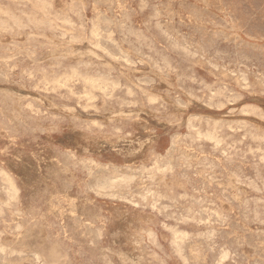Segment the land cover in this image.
Here are the masks:
<instances>
[{
  "label": "rangeland",
  "instance_id": "rangeland-1",
  "mask_svg": "<svg viewBox=\"0 0 264 264\" xmlns=\"http://www.w3.org/2000/svg\"><path fill=\"white\" fill-rule=\"evenodd\" d=\"M138 1L0 0V264H264V0Z\"/></svg>",
  "mask_w": 264,
  "mask_h": 264
},
{
  "label": "bare ground",
  "instance_id": "bare-ground-1",
  "mask_svg": "<svg viewBox=\"0 0 264 264\" xmlns=\"http://www.w3.org/2000/svg\"><path fill=\"white\" fill-rule=\"evenodd\" d=\"M32 1V0H31ZM140 1V0H139ZM138 1V2H139ZM157 1V0H156ZM15 2V1H14ZM161 2V1H160ZM187 3V2H186ZM206 3V2H205ZM111 4V3H110ZM140 4V3H139ZM47 5V4H46ZM51 5V4H50ZM148 5V4H147ZM172 5V4H171ZM52 6V5H51ZM119 6V5H118ZM142 6V5H141ZM38 7H39V5H38ZM45 7V6H44ZM43 7V8H44ZM122 7V6H121ZM124 7V6H123ZM137 7V6H136ZM144 7V6H143ZM146 7V6H145ZM153 8V7H152ZM173 8V7H172ZM186 8V7H185ZM189 8V7H188ZM143 9V8H142ZM164 9V8H163ZM197 9V8H196ZM48 10H49V8H48ZM90 10H91V8H90ZM193 10H195V9H193ZM82 11V10H81ZM120 11V10H119ZM129 11V10H128ZM133 11V10H132ZM152 11V10H151ZM2 12V11H1ZM98 12V11H97ZM123 12V11H122ZM5 13V12H4ZM82 13V12H81ZM133 13V12H132ZM154 13V12H153ZM153 13H152V15H153ZM173 13V12H172ZM209 13V12H208ZM83 14V13H82ZM129 14V13H128ZM21 15V14H20ZM142 15V14H141ZM211 15V14H210ZM97 16V15H96ZM174 16V15H173ZM27 17V16H26ZM30 17V16H29ZM191 17V16H190ZM8 18V17H7ZM23 18H24V16H23ZM100 18V17H99ZM136 18V17H135ZM199 18V17H198ZM128 19V18H127ZM10 21V20H9ZM59 21V20H58ZM96 21V20H95ZM98 21V20H97ZM204 21V20H203ZM3 22V21H2ZM133 22V21H132ZM131 22V23H132ZM127 23V22H126ZM182 23V22H181ZM188 23V22H187ZM214 23V22H213ZM2 24V23H1ZM0 24V25H1ZM33 24V23H32ZM45 24V23H44ZM121 24V23H120ZM123 24V23H122ZM125 24V23H124ZM148 24V23H147ZM183 24V23H182ZM4 25V24H3ZM60 25V24H59ZM127 25V24H126ZM129 25V24H128ZM152 25V24H151ZM17 26V25H16ZM94 26V25H93ZM122 26V25H121ZM133 26V25H132ZM131 26V27H132ZM183 26V25H182ZM213 26V25H212ZM46 27V26H45ZM49 27V26H48ZM126 27V26H125ZM124 27V28H125ZM2 28V27H1ZM67 28V27H66ZM94 28V27H93ZM184 28V27H183ZM187 28H188V26H187ZM239 28V27H238ZM20 29V28H19ZM22 29V28H21ZM26 29H28V28H26ZM68 29V28H67ZM97 29V28H96ZM128 29V28H127ZM25 30V29H24ZM35 30V29H34ZM49 30V29H48ZM92 30V29H91ZM122 30V29H121ZM238 30V29H237ZM29 32H30V30H28ZM97 31V30H96ZM111 31V30H110ZM152 31V30H151ZM187 31H188V29H187ZM215 31V30H214ZM218 31V30H217ZM98 32H99V29H98ZM130 32V31H129ZM161 32V31H160ZM163 32V31H162ZM3 33V32H2ZM125 34V33H124ZM123 34V35H124ZM178 34V33H177ZM8 35H9V33H8ZM57 35V34H56ZM98 35V34H97ZM127 35V34H126ZM129 35V34H128ZM132 35V34H131ZM141 35V34H140ZM139 35V36H140ZM166 35V34H165ZM168 35V34H167ZM175 35V34H174ZM243 35V34H242ZM94 36V35H93ZM9 37V36H8ZM20 37V36H19ZM51 37V36H50ZM63 37V36H62ZM86 37V36H85ZM28 38V37H27ZM153 38V37H152ZM165 38V37H164ZM201 38H202V36H201ZM31 39V38H30ZM90 39V38H89ZM26 40V39H25ZM24 40V41H25ZM70 40V39H69ZM114 40V39H113ZM167 40V39H166ZM27 41V40H26ZM110 41V40H109ZM147 41V40H146ZM176 41V40H175ZM211 41V40H210ZM112 42V41H111ZM150 42V41H149ZM12 43V42H11ZM10 44V43H9ZM28 44V43H27ZM30 44V43H29ZM80 44V43H79ZM98 44V43H97ZM115 44V43H114ZM151 44V43H150ZM194 44V43H193ZM209 44V43H208ZM14 45V44H13ZM17 45V44H16ZM15 45V46H16ZM24 45V44H23ZM37 45V44H36ZM248 45V44H247ZM45 46V45H44ZM160 46V45H159ZM194 46V45H193ZM222 46V45H221ZM262 46V45H261ZM32 47V46H31ZM172 47V46H171ZM256 47V46H255ZM39 48V47H38ZM41 48V47H40ZM93 48V47H92ZM202 48V47H201ZM209 48V47H208ZM22 49V48H21ZM240 49H242V48H240ZM245 49V48H244ZM256 49V48H255ZM3 50V49H2ZM23 50V49H22ZM26 50V49H25ZM99 50V49H98ZM144 50V49H143ZM153 50V49H152ZM27 51V50H26ZM118 51V50H117ZM228 51V50H227ZM239 51V50H238ZM255 51V50H254ZM105 52V51H104ZM161 52V51H160ZM159 52V53H160ZM184 52V51H183ZM91 53V52H90ZM120 53H122V52H120ZM144 53V52H143ZM162 53V52H161ZM187 53H189V52H187ZM207 53V52H206ZM11 54V53H10ZM13 54V53H12ZM35 54V53H34ZM192 54V53H191ZM121 55V54H120ZM147 55H148V53H147ZM199 55V54H198ZM19 56V55H18ZM32 56V55H31ZM93 56V55H92ZM150 56V55H149ZM165 56V55H164ZM221 56V55H220ZM242 56V55H241ZM244 56V55H243ZM56 57V56H55ZM60 57V56H59ZM162 57V56H161ZM187 58H188V56H186ZM192 57V56H191ZM28 58V57H27ZM73 58V57H72ZM114 58V57H113ZM112 58V59H113ZM119 58V57H118ZM126 58V57H125ZM194 58V57H193ZM215 58V57H214ZM233 58V57H232ZM11 59V58H10ZM62 59V58H61ZM158 59V58H157ZM201 59V58H200ZM229 59V58H228ZM32 60V59H31ZM46 60V59H45ZM113 60H115V59H113ZM117 60V59H116ZM131 60V59H130ZM227 60V59H226ZM10 61V60H9ZM8 61V62H9ZM39 61V60H38ZM37 61V62H38ZM164 61V60H163ZM175 61V60H174ZM14 62V61H13ZM128 62V61H127ZM206 62V61H205ZM246 62V61H245ZM40 63V62H39ZM79 63V62H78ZM85 63V62H84ZM126 63V62H125ZM21 64V63H20ZM225 64V63H224ZM3 65H5V64H3ZM84 65V64H83ZM154 65V64H153ZM189 65V64H188ZM209 65V64H208ZM234 65V64H233ZM251 65H253L252 63H251ZM66 66V65H65ZM78 66V65H77ZM132 66V65H131ZM213 66V65H212ZM240 66V65H239ZM67 67V66H66ZM251 67V66H250ZM167 68V67H166ZM193 68V67H192ZM16 69V68H15ZM40 69V68H39ZM50 69V68H49ZM187 69V68H186ZM43 70V69H42ZM68 70V69H67ZM76 70V69H75ZM167 70V69H166ZM36 71H38V70H36ZM162 71H164V70H162ZM161 71V72H162ZM170 71V70H169ZM187 71V70H186ZM194 71V70H193ZM56 72V71H55ZM11 73V72H10ZM58 73V72H57ZM80 73V72H79ZM150 73V72H149ZM184 73V72H183ZM191 73V72H190ZM25 74V73H24ZM38 74V73H37ZM66 74V73H65ZM96 74V73H95ZM160 74V73H159ZM189 74V73H188ZM208 74V73H207ZM238 74V73H237ZM245 74V73H244ZM52 75H54V74H52ZM70 75H72V74H70ZM184 75V74H183ZM40 76V75H39ZM65 76V75H64ZM98 76H99V74H98ZM210 76V75H209ZM53 77V76H52ZM61 77H63L62 75H61ZM73 77V76H72ZM75 77V76H74ZM81 77H82V75H81ZM183 78V77H182ZM32 78H30V80H31ZM80 79V78H79ZM89 79V78H88ZM91 79V78H90ZM101 78H99L98 80H100ZM139 79H140V77H139ZM256 79V78H255ZM179 80V79H178ZM197 80V79H196ZM244 80V79H243ZM56 81H58V80H56ZM67 81V80H66ZM66 81H65V83H66ZM194 81V80H193ZM221 81V80H220ZM42 82V81H41ZM40 82V83H41ZM95 82V81H94ZM215 82V81H214ZM235 82H236V80H235ZM51 83V82H50ZM82 83V82H81ZM80 83V84H81ZM98 83V82H97ZM191 83V82H190ZM202 83V82H201ZM246 83V82H245ZM13 84V83H12ZM79 84V83H78ZM111 84V83H110ZM117 84H119V83H117ZM182 84V83H181ZM20 85V84H19ZM60 85V84H59ZM190 85V84H189ZM194 85V84H193ZM197 85V84H196ZM65 86V85H64ZM88 86V85H87ZM37 87H38V85H37ZM58 87V86H57ZM109 87V86H108ZM205 87V86H204ZM223 87V86H222ZM53 88V87H52ZM60 88V87H59ZM90 88V87H89ZM119 88V87H118ZM219 88V87H218ZM29 89V88H28ZM50 89V88H49ZM54 89V88H53ZM66 89V88H65ZM74 89V88H73ZM127 89V88H126ZM130 89V88H129ZM186 89V88H185ZM244 89V88H243ZM87 90V89H86ZM133 90V89H132ZM88 91V90H87ZM91 91V90H90ZM107 91V90H106ZM109 91V90H108ZM112 91V90H111ZM233 91V90H232ZM39 92V91H38ZM43 92V91H42ZM71 92V91H70ZM97 92V91H96ZM130 92V91H129ZM169 92V91H168ZM214 92V91H213ZM221 92V91H220ZM230 92V91H229ZM54 93V92H53ZM112 93V92H111ZM126 93V92H125ZM128 93V92H127ZM129 94V93H128ZM258 94V93H257ZM105 95V94H104ZM2 96V95H1ZM72 96V95H71ZM79 96V95H78ZM92 96V95H91ZM239 96V95H238ZM77 97V96H76ZM93 97V96H92ZM2 98V97H1ZM130 98V97H129ZM150 98V97H149ZM192 98V97H191ZM199 98V97H198ZM213 98V97H212ZM232 98V97H231ZM236 98V97H235ZM238 98V97H237ZM26 99V98H25ZM88 99V98H87ZM108 99V98H107ZM217 99V98H216ZM84 100V99H83ZM93 100V99H92ZM208 100H209V98H208ZM226 100V99H225ZM235 100V99H234ZM217 101H218V99H217ZM237 101V100H236ZM206 102V101H205ZM16 103V102H15ZM51 103V102H50ZM83 103V102H82ZM131 103V102H130ZM151 103H153V102H151ZM27 104V103H26ZM86 104V103H85ZM89 104V103H88ZM208 104V103H207ZM221 104V103H220ZM251 105V104H250ZM31 107V106H30ZM94 107V106H93ZM92 107V108H93ZM135 107V106H134ZM221 107V106H220ZM250 107V106H249ZM249 107H248V109H249ZM32 109V108H31ZM95 109V108H94ZM219 109V108H218ZM251 109V108H250ZM4 110V109H3ZM64 110V109H63ZM89 110V109H88ZM97 110V109H96ZM217 110V109H216ZM233 110V109H232ZM254 110V109H253ZM252 110V111H253ZM246 111V110H245ZM254 112V111H253ZM66 113V112H65ZM241 113V112H240ZM45 114V113H44ZM67 114V113H66ZM246 114V113H245ZM252 114V113H251ZM14 116V115H13ZM164 116V115H163ZM250 116V115H249ZM57 118V117H56ZM194 119V118H193ZM188 120V119H187ZM91 121V120H90ZM212 122V121H211ZM210 122V123H211ZM216 122V121H215ZM234 122V121H233ZM232 122V123H233ZM236 122V121H235ZM204 123H205V121H204ZM208 123V122H207ZM206 123V124H207ZM229 123V122H228ZM36 124V123H35ZM91 124V123H90ZM189 124V123H188ZM199 124V123H198ZM205 124V125H206ZM214 124V123H213ZM217 124V123H216ZM238 124V123H237ZM236 124V125H237ZM79 125V124H78ZM97 125V124H96ZM240 125V124H239ZM100 126V125H99ZM219 126V125H218ZM97 127V126H96ZM96 127H94V128H96ZM101 127V126H100ZM189 127V126H188ZM208 127V126H207ZM230 127V126H229ZM240 127V126H239ZM218 128V127H217ZM102 129V128H101ZM229 129V128H228ZM36 130V129H35ZM215 132V131H214ZM56 133V132H55ZM200 133V132H199ZM204 133V132H203ZM209 134V133H208ZM215 134V133H214ZM206 135V134H205ZM212 135V134H211ZM210 135V138H212V136ZM248 135V134H247ZM192 136V135H191ZM195 136H196V134H195ZM204 137V136H203ZM217 137V136H216ZM222 137V136H221ZM182 138H183V136H182ZM201 138V137H200ZM194 139V138H193ZM199 139V138H198ZM260 139V138H259ZM188 140V139H187ZM175 141V140H174ZM178 141V140H177ZM194 141V140H193ZM232 142V141H231ZM224 144V143H223ZM231 144V143H230ZM201 148V147H200ZM210 148V147H209ZM231 149V148H230ZM242 149V148H241ZM250 149V148H249ZM229 153V152H228ZM70 155V154H69ZM68 155V156H69ZM184 155V154H183ZM150 156V155H149ZM155 157V156H154ZM209 157V156H208ZM72 158H73V156H72ZM195 158V157H194ZM217 158V157H216ZM73 159H75V158H73ZM64 160V159H63ZM215 161V160H214ZM92 162V161H91ZM153 163V162H152ZM184 163V162H183ZM87 164V163H86ZM155 164V163H154ZM212 164V163H211ZM90 165V164H89ZM156 165V164H155ZM158 165V164H157ZM195 165V164H194ZM73 166V165H72ZM233 166V165H232ZM50 167V166H49ZM93 167H94V165H93ZM92 167V168H93ZM157 167V166H156ZM102 168V167H101ZM104 168V167H103ZM13 169V168H12ZM76 169V168H75ZM107 169V168H106ZM58 171V170H57ZM149 171V170H148ZM153 171V170H152ZM163 171V170H162ZM168 172H169V170H168ZM210 172V171H209ZM149 173V172H148ZM56 174V173H55ZM156 174V173H155ZM158 174V173H157ZM83 175V174H82ZM103 175V174H102ZM165 175V174H164ZM191 175V174H190ZM57 176V175H56ZM261 176V175H260ZM148 177V176H147ZM181 178V177H180ZM235 178V177H234ZM238 178V177H237ZM7 179V178H6ZM67 179V178H66ZM126 179V178H125ZM134 179V178H133ZM1 180V179H0ZM152 180V179H151ZM4 182H5V180H4ZM162 182V181H161ZM248 182V181H247ZM115 183V182H114ZM118 183V182H117ZM120 183H121V181H120ZM188 183V182H187ZM82 185V184H81ZM96 186V185H95ZM3 187V186H2ZM110 187V186H109ZM112 187V186H111ZM195 187V186H194ZM255 187V186H254ZM113 188V187H112ZM157 188V187H156ZM7 189V188H6ZM85 190V189H84ZM106 190H108V189H106ZM10 191V190H9ZM88 191H90V190H88ZM153 191V190H152ZM67 192V191H66ZM70 192V191H69ZM92 192V191H91ZM4 193V192H3ZM151 193V192H150ZM155 193V192H154ZM9 194V193H8ZM12 194V193H11ZM48 194V193H47ZM194 194V193H193ZM196 195V194H195ZM9 196V195H8ZM7 196V197H8ZM44 196V195H43ZM16 197V196H15ZM97 197V196H96ZM103 197V196H102ZM151 197V196H150ZM10 198V197H9ZM13 198V197H12ZM17 198H18V196H17ZM145 198V197H144ZM7 199V198H6ZM109 199V198H108ZM154 199V198H153ZM163 199V198H162ZM18 200V199H17ZM193 200V199H192ZM9 201V200H8ZM167 201V200H166ZM124 202H126V201H124ZM204 202V201H203ZM30 203V202H29ZM169 203V202H168ZM174 203V202H173ZM197 203V202H196ZM10 204V203H9ZM8 204V205H9ZM17 204V203H16ZM187 204V203H186ZM204 204V203H203ZM244 204V203H243ZM2 205H3V203H2ZM19 205V204H18ZM32 205H34L33 203H32ZM17 206V205H16ZM200 206V205H199ZM2 207V206H1ZM37 207V206H36ZM162 207H164V206H162ZM10 208V207H9ZM15 208V207H14ZM18 208V207H17ZM152 208V207H151ZM150 208V209H151ZM144 210V209H143ZM205 210V209H204ZM207 210V209H206ZM202 211V210H201ZM87 212V211H86ZM12 213H13V211H12ZM125 214V213H124ZM98 215V214H97ZM11 216V215H10ZM86 216V215H85ZM89 217V216H88ZM198 217V216H197ZM200 217V216H199ZM189 218V217H188ZM185 219V218H184ZM207 219V218H206ZM181 220V219H180ZM187 221V220H186ZM94 222V221H93ZM136 222V221H135ZM182 222V221H181ZM207 222V221H206ZM29 223V222H28ZM151 223V222H150ZM96 224V223H95ZM201 225V224H200ZM53 227V226H52ZM90 227V226H89ZM202 227V226H201ZM204 227V226H203ZM210 227V226H209ZM60 230V229H59ZM208 231V230H207ZM181 232V231H180ZM185 232V231H184ZM61 233V232H60ZM213 233V232H212ZM26 234H27V232H26ZM99 234V233H98ZM179 235H181V234H179ZM209 235H211V234H209ZM1 236V235H0ZM6 237V236H5ZM63 237V236H62ZM144 237V236H143ZM195 238V237H194ZM14 240V239H13ZM69 240V239H68ZM174 241V240H173ZM85 243V242H84ZM173 245V244H172ZM180 246V245H179ZM178 246V247H179ZM118 247V246H117ZM1 248V247H0ZM4 249V248H3ZM2 249V250H3ZM9 250V249H8ZM177 250V249H176ZM180 250H182V249H180ZM5 251V250H4ZM136 251V250H135ZM4 253V252H3ZM138 253V252H137ZM206 253V252H205ZM19 254V253H18ZM24 253H22V255H23ZM35 255V254H34ZM100 256V255H99ZM13 257V256H12ZM38 257V256H37ZM171 257V256H170ZM7 258V257H6ZM180 259V258H179ZM37 260V259H36ZM184 261V260H183ZM42 264V263H41Z\"/></svg>",
  "mask_w": 264,
  "mask_h": 264
}]
</instances>
